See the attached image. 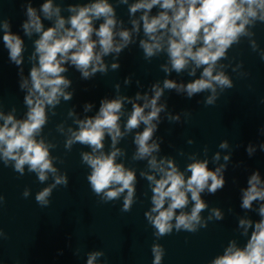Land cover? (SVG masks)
<instances>
[{
  "label": "water",
  "instance_id": "1",
  "mask_svg": "<svg viewBox=\"0 0 264 264\" xmlns=\"http://www.w3.org/2000/svg\"><path fill=\"white\" fill-rule=\"evenodd\" d=\"M0 264H264V0H0Z\"/></svg>",
  "mask_w": 264,
  "mask_h": 264
}]
</instances>
